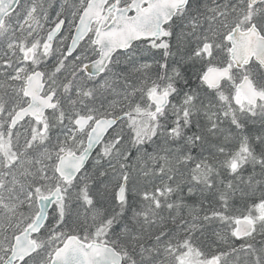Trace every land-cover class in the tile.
Returning a JSON list of instances; mask_svg holds the SVG:
<instances>
[{
  "label": "snow or ice",
  "instance_id": "snow-or-ice-1",
  "mask_svg": "<svg viewBox=\"0 0 264 264\" xmlns=\"http://www.w3.org/2000/svg\"><path fill=\"white\" fill-rule=\"evenodd\" d=\"M0 264H264V0H0Z\"/></svg>",
  "mask_w": 264,
  "mask_h": 264
}]
</instances>
